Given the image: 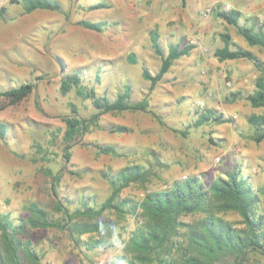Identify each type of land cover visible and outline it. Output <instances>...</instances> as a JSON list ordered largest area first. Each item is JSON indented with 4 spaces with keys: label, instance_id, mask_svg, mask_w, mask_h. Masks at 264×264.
Returning <instances> with one entry per match:
<instances>
[{
    "label": "rangeland",
    "instance_id": "1",
    "mask_svg": "<svg viewBox=\"0 0 264 264\" xmlns=\"http://www.w3.org/2000/svg\"><path fill=\"white\" fill-rule=\"evenodd\" d=\"M57 1L62 12H24L21 3L0 0V90L24 81L35 83L34 91L15 104L0 98V122L6 124L4 138H0V214H9L16 225L28 215L31 201L50 212L58 200L72 209L81 206V196H86L89 205L100 203L109 193L101 173L133 162L150 165L157 174L151 178V188L186 176H196L208 185L239 165L254 188L264 190V139L253 141L255 126L248 121L252 113H261V108L251 106L245 97L254 73L242 76L244 85H240L232 76L234 65H223L214 56L221 43L217 36L214 40L205 37L207 23L215 25V33L224 29L214 15L216 9L206 11L207 0ZM221 1L233 7L231 2L240 0ZM98 2L108 6L89 8ZM248 3L239 2L237 8L244 13ZM82 19L105 20L107 24L97 31L78 24ZM231 28L228 26L227 32L236 46L257 51L258 46ZM152 29L158 31L164 52L177 42L195 47L189 55L175 59L150 90L141 67L154 74L160 64L150 45ZM131 53L134 63L129 61ZM73 72L81 76L84 87H93L98 95L108 98L129 85L131 101L148 97L149 107L161 123L147 112L105 113L99 119L100 127L75 140L70 160L65 161L63 117L72 113L70 103L76 105L79 115L88 117L94 112L90 101L74 89L60 92L62 75ZM237 88L243 90L235 92ZM206 107L227 121L189 126L198 115L196 108ZM119 125L130 131H111ZM96 143L112 144L121 155H97ZM47 168L61 175L56 195ZM122 195L140 198L142 189L126 188ZM260 198L264 207V193ZM222 215L241 226L236 212ZM98 218L114 219L115 214L105 211ZM133 226L134 219L128 217L123 235ZM27 232L17 236L35 251L40 264H110L121 249L117 242L114 248L101 244L97 250H88L86 241L91 234H84L76 243L67 229L33 228ZM92 235L98 236L96 232ZM0 251L3 253L1 239ZM252 264H264V260Z\"/></svg>",
    "mask_w": 264,
    "mask_h": 264
},
{
    "label": "trees",
    "instance_id": "2",
    "mask_svg": "<svg viewBox=\"0 0 264 264\" xmlns=\"http://www.w3.org/2000/svg\"><path fill=\"white\" fill-rule=\"evenodd\" d=\"M12 1L21 3L24 12L35 9L62 12L57 0ZM107 6L98 2L89 8ZM214 15L233 25L249 44L264 47V28L254 31L239 25V10L233 8L225 11L217 8ZM78 24L99 31L107 23L105 20L82 19ZM159 38L157 30H150L151 48L160 59L157 71L152 74L145 66L141 67V75L149 81L150 90L168 72L175 59L189 55L195 47L192 43L182 45L177 42L169 45L167 52H164ZM223 41L224 45L214 50V56L218 60L244 58L257 66L260 64L251 51L230 49L228 34H224ZM129 61L136 62L132 53ZM34 89L33 81H24L17 86L1 89L0 98H4L9 104H15L30 95ZM72 89L82 99L90 101L94 112L88 117L79 115L76 105L70 103L72 113L63 117L65 161L70 160V149L75 140L92 128L100 127L99 119L105 113L147 112L161 123L160 116L149 107L148 97L131 101L130 86L127 84L123 85L114 98H108L106 95H98L93 87H84L77 72L64 73L60 92L66 94ZM246 99L251 106H264L263 78H256L254 90L246 95ZM196 110L198 115L189 126L197 127L209 121H227V118L212 108ZM248 121L255 126L253 141L263 140L264 117L252 114ZM5 131L6 124L0 122V138H4ZM111 131L128 132L130 129L119 125ZM177 131L182 135L187 133L186 130ZM94 147L97 155H121L112 144L96 143ZM46 172L50 177L51 190L56 195L61 175L51 168H47ZM153 176L157 174L150 165L128 163L117 170L108 169L101 173L108 184L109 193L100 203L89 205L85 201L86 196H81V206L72 209L58 200L50 212L31 201L27 205L28 215L19 218L16 225L9 214H0V239L3 247V253L0 251V264H40L35 251L17 236L19 233L28 234L27 231L33 228L67 229L76 243L80 242L84 234H91L86 241V249L91 251L97 250L101 244L114 248L119 242L121 249L113 256L110 264H222L224 261L229 264H252L255 260H264V207L261 206L260 198V193H264V190L254 188L239 165H234L223 175L215 177L208 185L196 176H186L175 179L164 187L151 188L149 184ZM133 186L142 189L140 198L122 195L126 188ZM105 211L113 212L115 218L99 219ZM227 212H236L241 226L222 215ZM128 217L134 219V226L124 236ZM186 217L191 218L186 220ZM94 232L97 237L92 235ZM112 236L113 240H110Z\"/></svg>",
    "mask_w": 264,
    "mask_h": 264
},
{
    "label": "crops",
    "instance_id": "3",
    "mask_svg": "<svg viewBox=\"0 0 264 264\" xmlns=\"http://www.w3.org/2000/svg\"><path fill=\"white\" fill-rule=\"evenodd\" d=\"M239 2H249L248 3L249 6L245 8L244 13L240 9L237 8V3ZM239 2H231L233 4V8L240 11V16L238 19L239 25L247 26L249 28H252L254 31H259L261 28H264V0H240ZM195 11H197V9ZM217 18H218L219 25H221L224 30L221 32L219 31L215 33V28L213 27L215 25H210L207 23V32L205 33L206 34L205 37L212 38L214 40L215 37L217 36V39L220 40V43H221L219 47H222L224 45L223 36L224 34H228L230 49L239 48L233 42L232 35L229 32H227L228 26H232L233 28L231 29L234 32H237L236 28L233 25L227 24L221 18L219 17ZM202 25L205 26V24H202ZM210 35L213 37H210ZM256 46H258L257 51L255 50L252 51L250 49H247V50L251 51L257 57V60L260 62L259 64L260 66L259 65L257 66L255 65L253 61L244 59V58L226 59L222 61L223 65H227V64L229 65L232 64V66L234 65V68L232 67V69L234 70L232 76L236 79V81L237 80L239 81L240 85L243 84V81H240L242 76H246L248 73H254L255 78L254 80L250 79V82H249L250 85L248 86L250 91L245 94V97L248 93H251L254 90V83H255L256 78L260 77L264 79V47L260 45H256ZM239 64L241 65L240 66L241 69L240 70H238L237 68L235 69V66L238 67ZM244 70H248V72L247 71L241 72ZM248 87L244 86L245 89ZM241 89L242 88H237L235 92H240ZM232 94H235V93L233 92ZM229 99L232 100L233 97H230ZM236 104H238V101H236ZM258 108H261V113H252V114L264 117V106H260Z\"/></svg>",
    "mask_w": 264,
    "mask_h": 264
},
{
    "label": "built area",
    "instance_id": "4",
    "mask_svg": "<svg viewBox=\"0 0 264 264\" xmlns=\"http://www.w3.org/2000/svg\"><path fill=\"white\" fill-rule=\"evenodd\" d=\"M208 2V6L206 7V11H210L211 9L215 8V9H221V10H231L233 9L232 5L228 2H224L221 0H207ZM233 117H235L236 115H232Z\"/></svg>",
    "mask_w": 264,
    "mask_h": 264
}]
</instances>
